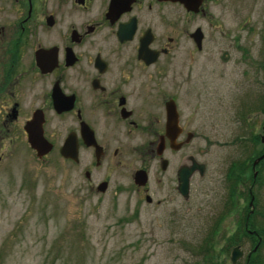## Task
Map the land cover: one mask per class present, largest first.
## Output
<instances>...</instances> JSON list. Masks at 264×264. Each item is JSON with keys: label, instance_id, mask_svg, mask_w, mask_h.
Segmentation results:
<instances>
[{"label": "rangeland", "instance_id": "1", "mask_svg": "<svg viewBox=\"0 0 264 264\" xmlns=\"http://www.w3.org/2000/svg\"><path fill=\"white\" fill-rule=\"evenodd\" d=\"M213 13L220 34L197 61L184 64L206 71L204 99L218 104L207 114L203 134L169 157L165 171L158 160L142 156L144 137L120 141L121 166L110 145L95 167L87 152H80L77 164L57 151L38 158L24 137L0 133V264H231L234 244L243 253L238 264L256 249L252 259L264 262V162L256 166L254 183L249 177L262 151L264 0H218ZM160 83L172 81L164 76ZM183 153L205 167L203 175L190 177L186 200L172 189ZM140 166L147 168L144 186L132 180ZM101 182L104 191L96 189ZM250 185L248 229L259 239L242 229ZM137 188L146 190L150 203ZM158 199L163 203L156 205Z\"/></svg>", "mask_w": 264, "mask_h": 264}, {"label": "flooded vegetation", "instance_id": "2", "mask_svg": "<svg viewBox=\"0 0 264 264\" xmlns=\"http://www.w3.org/2000/svg\"><path fill=\"white\" fill-rule=\"evenodd\" d=\"M217 2L0 0V133L26 140L25 126L39 124L48 153L60 155L66 144L77 159L87 152L95 167L110 145L121 166L120 141L144 137L142 156L163 162L165 171L169 157L203 134L218 104L204 99L206 71L184 64L197 61L220 34ZM164 76L172 83H160ZM191 157L180 156L176 185L179 167ZM137 169L148 174L146 166Z\"/></svg>", "mask_w": 264, "mask_h": 264}, {"label": "water", "instance_id": "3", "mask_svg": "<svg viewBox=\"0 0 264 264\" xmlns=\"http://www.w3.org/2000/svg\"><path fill=\"white\" fill-rule=\"evenodd\" d=\"M25 129L27 131V142L30 148L35 151V154L38 158H41L50 150V144L43 138L40 125L35 123H30L25 126ZM259 141L264 144V121L261 127ZM66 149H67V145L64 148H62L61 155L65 158L76 160L75 150H73V148L69 150ZM97 156L98 155H96V157ZM263 156H264V152L260 157L256 158L253 161L252 165H255ZM160 168L162 169L164 168L163 162L160 164ZM194 170H197L200 174H202L203 165L196 163V161H194V159L191 158L190 165H182L179 167L177 171V191L184 198H186L188 195V182ZM133 182L137 186H143L146 182L145 172L142 170L135 171L133 174ZM105 187H106V183L101 182L96 187V189L99 191H104ZM146 199L149 200L148 197H146ZM249 204H251V201ZM241 256H242V251L239 249V247L238 246L233 247L230 251V258H229L230 262L234 263Z\"/></svg>", "mask_w": 264, "mask_h": 264}, {"label": "trees", "instance_id": "4", "mask_svg": "<svg viewBox=\"0 0 264 264\" xmlns=\"http://www.w3.org/2000/svg\"><path fill=\"white\" fill-rule=\"evenodd\" d=\"M250 177V183H252L253 181H252V177H251V175L249 176ZM245 180H247V178L246 179H244V180H242V181H245ZM257 180V177L254 179V182ZM242 183V182H241ZM254 231H253V236H258V233L257 232H255V229H253ZM243 232H245L244 230H243ZM228 241V240H227ZM238 242H240V241H237V242H234V243H238ZM227 246H228V244H227ZM227 246H225V248L227 247ZM257 254V249H256V251L254 252V253H251V257L247 260V261H244V263L245 264H264V262H263V258H262V263L258 260L259 258H255V259H252V256H254V255H256ZM254 258V257H253ZM224 262H222V263H220V264H223Z\"/></svg>", "mask_w": 264, "mask_h": 264}]
</instances>
